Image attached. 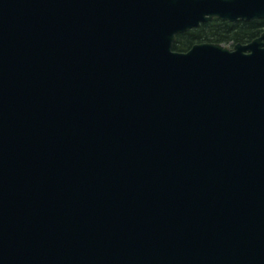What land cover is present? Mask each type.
<instances>
[{
    "label": "water",
    "instance_id": "obj_1",
    "mask_svg": "<svg viewBox=\"0 0 264 264\" xmlns=\"http://www.w3.org/2000/svg\"><path fill=\"white\" fill-rule=\"evenodd\" d=\"M264 0H0V264H264V32L176 36Z\"/></svg>",
    "mask_w": 264,
    "mask_h": 264
},
{
    "label": "trees",
    "instance_id": "obj_2",
    "mask_svg": "<svg viewBox=\"0 0 264 264\" xmlns=\"http://www.w3.org/2000/svg\"><path fill=\"white\" fill-rule=\"evenodd\" d=\"M259 26L256 23H243L240 27L233 22L213 19L210 22L200 24L198 28L178 34L173 44V50L186 51L197 42H214L221 44H234L256 34Z\"/></svg>",
    "mask_w": 264,
    "mask_h": 264
},
{
    "label": "flooded vegetation",
    "instance_id": "obj_3",
    "mask_svg": "<svg viewBox=\"0 0 264 264\" xmlns=\"http://www.w3.org/2000/svg\"><path fill=\"white\" fill-rule=\"evenodd\" d=\"M250 22L256 23L259 26V28L256 31V34L254 36H252V37H249V38L245 39V41H242V42L239 41V42H236L235 44H237V43H241V44L249 43L253 39L259 37L264 32V17L263 18L250 19V20H241V19H239V20H237V21H235L233 23L239 25V27H240L243 23H250ZM197 43H200V42H197Z\"/></svg>",
    "mask_w": 264,
    "mask_h": 264
}]
</instances>
